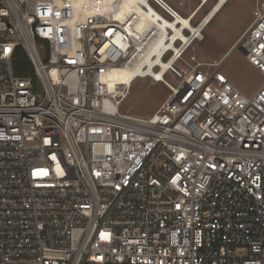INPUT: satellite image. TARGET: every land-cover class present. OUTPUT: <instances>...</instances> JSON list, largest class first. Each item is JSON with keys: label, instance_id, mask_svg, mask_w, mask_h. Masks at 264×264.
I'll list each match as a JSON object with an SVG mask.
<instances>
[{"label": "built area", "instance_id": "1", "mask_svg": "<svg viewBox=\"0 0 264 264\" xmlns=\"http://www.w3.org/2000/svg\"><path fill=\"white\" fill-rule=\"evenodd\" d=\"M75 1L0 0V264H264V0L234 44L263 78L250 96L225 59L163 79L197 41L166 1ZM152 51L130 84L170 95L119 113L130 88L109 75Z\"/></svg>", "mask_w": 264, "mask_h": 264}, {"label": "rangeland", "instance_id": "2", "mask_svg": "<svg viewBox=\"0 0 264 264\" xmlns=\"http://www.w3.org/2000/svg\"><path fill=\"white\" fill-rule=\"evenodd\" d=\"M200 2L182 0L181 10L196 8ZM216 3L217 0H209L190 26L194 27L200 23L201 18H204ZM255 5L256 0H226L202 29V39L195 41L188 48L182 61L176 62L163 79L172 87H177L188 72L185 63L211 68L225 59L220 72L242 94L250 96L255 93L263 78L247 63L242 52L234 48V44L252 20ZM179 16L185 18L187 15L179 12ZM42 54L45 56L44 51ZM169 95L170 91L162 83L152 84L148 78H137L120 104L119 113L147 118L162 106Z\"/></svg>", "mask_w": 264, "mask_h": 264}, {"label": "bare ground", "instance_id": "3", "mask_svg": "<svg viewBox=\"0 0 264 264\" xmlns=\"http://www.w3.org/2000/svg\"><path fill=\"white\" fill-rule=\"evenodd\" d=\"M94 0H76L75 4L77 8H82L83 6L89 4L90 2H92ZM128 1V0H125ZM136 1L138 0H130V2H126L130 3L132 5H135ZM200 4L201 5H205L206 3L209 2V0H200ZM226 0H217V3L214 5V7L209 11V13L207 15H205L204 18H202V20L200 21V25L195 28L190 26L191 21L193 20V18L195 16H197L196 14L198 13V11L196 12V14L194 16H192L191 20H189V18H181L179 15H176L175 20L176 23L181 24V30L187 28L189 31H191V33L193 34V36H195L197 38V41H200L202 39L201 36V31L202 29L206 26V24L208 23V21L210 20V18L220 9V7L224 4ZM203 7V6H202ZM201 7V8H202ZM133 13L135 15H137V17H139L141 20L139 21V23H155V20L153 19V17L151 16V13H145L143 12L141 9H134ZM196 18V17H195ZM163 23H170L168 20L164 19ZM177 31V36L180 38V40L185 44L188 40L185 37V35L181 34L180 31ZM156 55L157 58L159 57V54H157L155 51H152V53L150 52L147 55L146 58V64H145V68L143 70H141V67H137V68H123L120 69V71H114L109 75V78L111 81L115 82L118 85H128L129 88H131L130 84V79L132 76L139 74L140 76H155V72L152 70V62H149V59L153 56ZM157 64H162V62L159 61V59L156 60ZM165 64V63H163ZM172 62H169L168 64H166L167 66L171 65ZM160 77V75H158ZM125 100V99H124ZM123 100V101H124ZM122 101V102H123ZM121 102V103H122Z\"/></svg>", "mask_w": 264, "mask_h": 264}, {"label": "trees", "instance_id": "4", "mask_svg": "<svg viewBox=\"0 0 264 264\" xmlns=\"http://www.w3.org/2000/svg\"><path fill=\"white\" fill-rule=\"evenodd\" d=\"M13 65L16 74L20 76H33L27 57L19 46L16 47L14 52Z\"/></svg>", "mask_w": 264, "mask_h": 264}, {"label": "crops", "instance_id": "5", "mask_svg": "<svg viewBox=\"0 0 264 264\" xmlns=\"http://www.w3.org/2000/svg\"><path fill=\"white\" fill-rule=\"evenodd\" d=\"M166 1V3L168 5H170V7L172 9H174L176 12H177V15H179V12L183 13V14H186L187 16L185 18H189V20H191L192 16H194L196 14V12L198 11V13L196 15L199 14V12L201 11L202 8H204V6L207 5V3L205 5H201L200 3L198 4V6L196 8H193V9H188V10H181V1L182 0H164ZM187 1V0H186ZM189 1V0H188ZM203 6V7H202ZM202 7V8H201ZM197 17V16H195ZM195 17L193 18V20L195 19ZM203 18V17H202ZM201 18V19H202ZM192 20V21H193ZM191 21V23H192ZM201 21V20H200Z\"/></svg>", "mask_w": 264, "mask_h": 264}, {"label": "water", "instance_id": "6", "mask_svg": "<svg viewBox=\"0 0 264 264\" xmlns=\"http://www.w3.org/2000/svg\"><path fill=\"white\" fill-rule=\"evenodd\" d=\"M240 52H242L240 49H238ZM242 54H243V52H242Z\"/></svg>", "mask_w": 264, "mask_h": 264}]
</instances>
